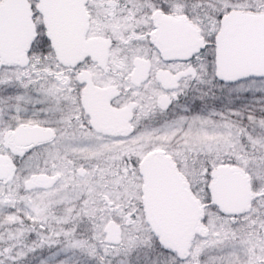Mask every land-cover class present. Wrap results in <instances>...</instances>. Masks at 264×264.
Masks as SVG:
<instances>
[{
  "label": "snow or ice",
  "instance_id": "1",
  "mask_svg": "<svg viewBox=\"0 0 264 264\" xmlns=\"http://www.w3.org/2000/svg\"><path fill=\"white\" fill-rule=\"evenodd\" d=\"M0 264H264V0H0Z\"/></svg>",
  "mask_w": 264,
  "mask_h": 264
}]
</instances>
